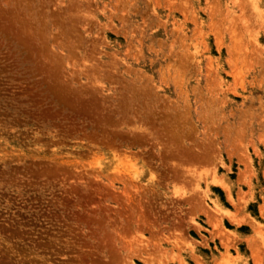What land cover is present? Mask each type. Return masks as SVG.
Wrapping results in <instances>:
<instances>
[{
  "label": "rangeland",
  "instance_id": "rangeland-1",
  "mask_svg": "<svg viewBox=\"0 0 264 264\" xmlns=\"http://www.w3.org/2000/svg\"><path fill=\"white\" fill-rule=\"evenodd\" d=\"M0 264H264V0H0Z\"/></svg>",
  "mask_w": 264,
  "mask_h": 264
}]
</instances>
